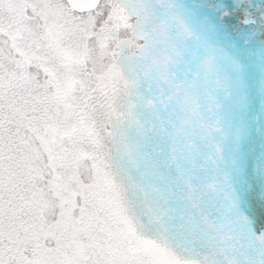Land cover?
I'll list each match as a JSON object with an SVG mask.
<instances>
[{
    "label": "snow or ice",
    "instance_id": "snow-or-ice-1",
    "mask_svg": "<svg viewBox=\"0 0 264 264\" xmlns=\"http://www.w3.org/2000/svg\"><path fill=\"white\" fill-rule=\"evenodd\" d=\"M0 264H264V0H0Z\"/></svg>",
    "mask_w": 264,
    "mask_h": 264
}]
</instances>
